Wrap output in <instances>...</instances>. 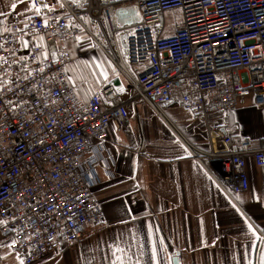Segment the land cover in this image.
I'll use <instances>...</instances> for the list:
<instances>
[{
	"label": "built area",
	"instance_id": "obj_1",
	"mask_svg": "<svg viewBox=\"0 0 264 264\" xmlns=\"http://www.w3.org/2000/svg\"><path fill=\"white\" fill-rule=\"evenodd\" d=\"M61 3L63 8H41L26 20L0 18V83L9 81L0 87V221H6L0 236L10 239L9 253L19 263L41 261L78 244L88 227L102 225L92 189L99 183L97 167H108L107 131L111 124L124 128L128 106L139 102L232 201L248 188L250 158L264 204V140L258 147L249 138L234 144L222 123L250 98L264 126V0H88L83 8ZM119 8L135 9L138 20L120 26L114 15ZM81 35L115 72L86 101L71 83L65 45ZM39 36L48 53L43 72L37 71ZM164 104L181 106L206 127L209 151L179 134L164 118Z\"/></svg>",
	"mask_w": 264,
	"mask_h": 264
},
{
	"label": "crops",
	"instance_id": "obj_2",
	"mask_svg": "<svg viewBox=\"0 0 264 264\" xmlns=\"http://www.w3.org/2000/svg\"><path fill=\"white\" fill-rule=\"evenodd\" d=\"M46 1L56 4V0ZM14 2L0 0V12L6 14L0 18L26 20L34 14L26 10L30 0H20L12 9ZM76 59L80 60L77 55ZM76 93L83 101L89 98L84 91ZM160 110L188 143L209 150L206 127L191 114L176 104L161 105ZM250 110L256 112L255 118ZM222 123L234 144L249 138L258 147L264 140L263 119L250 98H243ZM107 148L108 167H97L99 183L92 189L104 222L98 228L88 227L78 244L63 246L33 264H112L114 252L125 264H153V250L155 264H174L175 258L178 264H260L264 204L260 176L250 158L248 188L232 201L189 158L162 120L140 102L128 106L124 128L110 125ZM203 165L210 167V161L204 160ZM9 242L0 236V264H20L9 253Z\"/></svg>",
	"mask_w": 264,
	"mask_h": 264
},
{
	"label": "rangeland",
	"instance_id": "obj_3",
	"mask_svg": "<svg viewBox=\"0 0 264 264\" xmlns=\"http://www.w3.org/2000/svg\"><path fill=\"white\" fill-rule=\"evenodd\" d=\"M165 16L171 19L172 14L167 12ZM166 20L169 22L168 18H166ZM118 24L122 26L120 22H118ZM92 32H95V29H92ZM80 37L81 39L79 41L73 39L65 44L71 57V65L68 69V73L75 89L78 92L84 91V93L90 97L100 89L105 81L107 82L110 77L113 76L114 69L103 54L97 50L87 38H83L82 35ZM78 53L83 54L82 57H77L80 60L76 59ZM101 72L105 75H101ZM251 116L255 118L257 116L256 112L250 110V117ZM239 121L240 123L242 122L241 120Z\"/></svg>",
	"mask_w": 264,
	"mask_h": 264
},
{
	"label": "snow or ice",
	"instance_id": "obj_4",
	"mask_svg": "<svg viewBox=\"0 0 264 264\" xmlns=\"http://www.w3.org/2000/svg\"><path fill=\"white\" fill-rule=\"evenodd\" d=\"M18 2H20V0H17V2H14V3H11L10 7L12 9H16ZM70 2L73 4L74 7L83 8V7H86L87 6L88 0H70ZM57 5L60 8H63L64 7V4L61 3V0H56V4L55 5H50L48 3H44L43 0H41V3H39V4H37L35 2V0H30L29 8L26 9V10L34 11V13L36 15H40L41 14V8H47L51 12V11H54L55 10V6H57ZM4 15H6L4 12H0V16H4ZM82 19H85V18L82 17ZM43 23H44L45 26L48 24V18L47 17H43ZM69 23H71V22L69 21ZM6 30L7 31H11L10 29H6ZM37 39H38V44L35 45V46L42 49V51H40L39 53L36 54V59L39 60V61H41V66L39 67V69H37V71L43 72L44 71L43 60L48 58V53H47L46 50H44V47L45 46H44V43H43V37L42 36H39ZM80 39H81V37H79V36L76 37V40L77 41H79ZM21 43H22V45L25 48L28 47V42L27 41H23L21 39ZM0 48H3V45H0ZM51 55L53 57V60H55L56 53L53 52ZM21 58L22 59H27L26 57H21ZM3 62H4V58L0 57V64H3ZM10 66L11 65H9V67ZM24 67H25V69H27V65H25ZM100 74L101 75H105L103 72H101ZM30 75H31V72L29 71L27 73V75L24 76L23 78L24 79H27L28 76H30ZM17 79H20V77H17ZM7 83H9V81L7 80V78H5V80L2 83H0V87H3ZM118 91H123V88L121 87L120 89H118ZM8 103H11V101H8ZM245 222L247 223V221H245ZM0 223H6V221H0ZM248 230H249V232L252 233L253 236L256 235V233L253 231L252 226L250 224L248 225ZM257 239H259V237H257ZM116 251L123 252V250L122 249H119V248H117ZM113 255H114V260H113L112 264H125V261H124V259L122 257L116 256L115 255V252L113 253ZM125 255H126V253H125ZM156 259H157V253H156L155 250H153V254H152V262H153V264H155ZM20 264H23V260L22 259L20 261ZM137 264H139L138 261H137ZM248 264H251V262L249 261ZM260 264H264V253H261V256H260Z\"/></svg>",
	"mask_w": 264,
	"mask_h": 264
},
{
	"label": "water",
	"instance_id": "obj_5",
	"mask_svg": "<svg viewBox=\"0 0 264 264\" xmlns=\"http://www.w3.org/2000/svg\"><path fill=\"white\" fill-rule=\"evenodd\" d=\"M115 17L118 22L121 24L129 25L131 23H134L138 20V12L135 9H116L115 10ZM174 264L177 263V259L175 258Z\"/></svg>",
	"mask_w": 264,
	"mask_h": 264
}]
</instances>
